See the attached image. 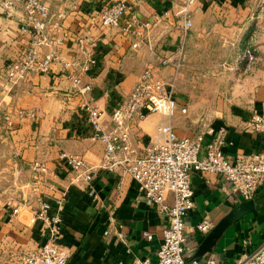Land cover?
Here are the masks:
<instances>
[{"label":"crops","instance_id":"0c3cea01","mask_svg":"<svg viewBox=\"0 0 264 264\" xmlns=\"http://www.w3.org/2000/svg\"><path fill=\"white\" fill-rule=\"evenodd\" d=\"M43 1L52 11L51 32L65 37L62 56L81 61L94 53L97 62L82 78L91 84L95 102L105 109L104 123L108 127L114 105L128 95L145 64L155 62L154 56L144 46L133 48L127 37L112 32L96 45L90 43L100 32L84 11L108 0ZM181 1L144 0L139 3L128 0L131 11L142 18L165 8L176 9ZM191 9L192 26L184 37L185 73L190 71L188 61L193 55L224 56L229 61V57L241 58L244 46L251 45L256 58L243 61L245 64L234 65L231 61L224 64L223 72L237 69L242 73L232 85L229 81L226 83L225 87L231 85L227 87L231 94L219 95L216 89L208 98L181 90L176 92L177 104L186 106V112L178 109L172 124L179 136L195 137L203 132L202 151L213 136L205 131L210 126L214 131L224 129L227 155L252 153L261 147L264 139L262 132L251 128L254 116H264V4L259 0H196ZM22 16L18 1L14 0L10 10L4 6V0H0V68L28 47L29 34L21 29ZM178 22L171 15L157 21L152 29V40L158 52L168 53L180 41L183 33ZM81 32L90 40L78 42L76 37ZM45 49L41 46V51ZM171 70L166 66L162 74L167 76L166 72ZM79 101L80 95L58 62L47 71L34 73L8 93L0 88V116L11 104L34 110L37 115L36 120L20 119L18 128L10 135L0 129V205L14 187L27 184L32 161L42 160L51 171L50 190L55 194L65 192L60 242L67 248L68 264H131L134 257H148L155 262L167 216L145 197L136 182L130 176L120 178L116 173L94 166L91 184L97 201H93L85 183L72 181L73 173L57 159L61 149L83 154L92 162H97L103 152L102 143L90 137V126L79 110ZM160 119V114L150 113L134 123L129 134L132 146L139 149L143 135L154 134ZM190 180L194 205L184 218L187 260L196 255L209 230L246 200L219 172L193 169ZM247 199H253V207L229 223L199 261L211 256L216 264H236L264 240V180ZM35 202L31 197L30 204L13 218L1 212L0 263L6 245L18 243L30 248L41 242L39 223L30 220ZM203 219L211 223L204 233L196 227ZM118 231L122 232V237L117 235Z\"/></svg>","mask_w":264,"mask_h":264},{"label":"built area","instance_id":"2783aa9c","mask_svg":"<svg viewBox=\"0 0 264 264\" xmlns=\"http://www.w3.org/2000/svg\"><path fill=\"white\" fill-rule=\"evenodd\" d=\"M16 1L23 13L21 29L29 34L28 47L1 66V90L8 93L34 73L47 71L53 63H60L63 73L80 95L79 110L86 116L90 137L103 145V152L97 162H92L83 154L64 149L58 151L57 159L73 173L71 180L84 182L88 194L93 201H97V194L91 184L94 166L116 173L120 178L130 176L145 197L167 216L163 238L156 250V261L152 262L148 257H134L131 264H216V259L211 256L202 261L192 259L189 262L185 256L184 218L194 205L191 170L219 172L233 189L245 199L250 198L264 180V139L258 150L252 153L236 152L230 156L224 151L228 141L222 128L214 131L212 127H206L205 131L213 136L206 142L204 151L203 132L188 137L179 136L175 131L172 117L178 109L182 113L186 112V106L177 104L175 85L185 61L184 37L192 26L191 5L196 0H182L176 9L165 8L145 18L131 11L128 0H108L100 6L85 9L84 13L100 35L90 40L87 34L81 32L76 37L78 42L90 40L92 45H96L98 40L112 32L127 37L133 48L144 46L155 59V62L145 64L128 95L114 105L108 127L104 123L105 109L95 102L91 95V84L82 78L83 73L97 62L94 53H89L81 61L65 59L62 56L65 37L50 30L52 11L49 4L43 0ZM142 1L137 0L139 3ZM259 2L264 4V0ZM13 4L14 0H4L7 9L11 10ZM170 15L179 21L177 25L183 35L173 50L162 54L155 48L152 29L157 21ZM41 46L46 49L41 51ZM242 57L249 61L255 60V48L244 46ZM166 66L172 68L168 78L162 74ZM150 113H158L162 119L156 125L155 133L143 135V143L136 149L131 144L130 128ZM1 116L4 129L12 133L20 119L36 120L37 115L34 110L12 106L5 108ZM251 128L262 132L264 138V116H254ZM50 172L44 161L33 160L22 199L10 195L0 205V214L5 211L9 218H13L34 197L36 202L31 207L30 220L39 223L42 237L38 245L30 248L18 243L6 245L0 264H68L67 248L60 242L65 192L55 194L50 190ZM109 219L112 221V216ZM196 227L204 233L210 229L211 223L203 219ZM107 233L108 230H105L104 234ZM117 235L122 237V232L118 231ZM236 264H264V240L253 251L244 254Z\"/></svg>","mask_w":264,"mask_h":264},{"label":"rangeland","instance_id":"374dc122","mask_svg":"<svg viewBox=\"0 0 264 264\" xmlns=\"http://www.w3.org/2000/svg\"><path fill=\"white\" fill-rule=\"evenodd\" d=\"M55 10H57V8ZM204 45H205V41L202 42V46ZM229 61H231L234 65L235 63L238 65L245 64L243 63V61L249 62L245 60L242 57V55L241 58L235 57L231 59V57H229ZM229 61H227V58L224 56L211 57L205 54L193 55V57H191V60L188 61L191 63L190 71H188L187 73L184 72L185 64L179 70L178 78L175 85L176 86L175 91L179 92L181 90L185 93H192V95L197 97L200 95H204L208 98L211 96L213 92L216 91V89H218L219 95H224V93L231 94V90L227 92L228 91L227 87H230L233 84L234 80L237 79V77H241L242 73H239L237 69L236 70L231 69L232 70L231 72H223L222 70L226 68L224 64H227V62ZM219 66L221 67V69L218 68ZM171 73L172 70L166 72L167 76L165 77L168 78V76H170ZM228 81L231 82V85L225 87ZM12 106H18V105L11 104L8 107H12ZM18 125L19 124L17 122L16 129L18 128ZM0 129L5 134L8 133L10 135V132H7L3 127L2 116H0ZM14 182H16V180ZM25 190H26L25 186L20 187V185H18L14 187V189H12L9 193L12 196L16 197L17 199H22Z\"/></svg>","mask_w":264,"mask_h":264},{"label":"water","instance_id":"95a60500","mask_svg":"<svg viewBox=\"0 0 264 264\" xmlns=\"http://www.w3.org/2000/svg\"><path fill=\"white\" fill-rule=\"evenodd\" d=\"M254 205L253 199H246L234 207L229 213L222 217L207 233L201 242L198 251L194 257L187 260L198 259L205 251L209 250L215 239L220 235L222 230L233 220L237 219L242 213L251 209Z\"/></svg>","mask_w":264,"mask_h":264}]
</instances>
